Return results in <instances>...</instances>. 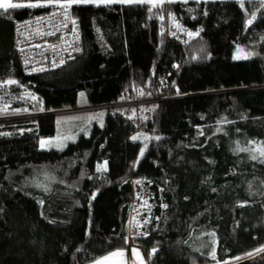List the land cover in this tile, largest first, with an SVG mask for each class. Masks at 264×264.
<instances>
[{"label": "trees", "instance_id": "16d2710c", "mask_svg": "<svg viewBox=\"0 0 264 264\" xmlns=\"http://www.w3.org/2000/svg\"><path fill=\"white\" fill-rule=\"evenodd\" d=\"M16 1L40 6L0 9V118L41 115L0 121V264H84L122 250L132 177L152 181L160 221L137 240L152 264H222L262 249L264 0L73 4L82 51L33 76L16 23L64 0ZM172 17L196 35H169ZM158 88L167 100L139 129L110 110L44 114ZM77 133L64 148L40 147ZM238 264H264V253Z\"/></svg>", "mask_w": 264, "mask_h": 264}, {"label": "built area", "instance_id": "2783aa9c", "mask_svg": "<svg viewBox=\"0 0 264 264\" xmlns=\"http://www.w3.org/2000/svg\"><path fill=\"white\" fill-rule=\"evenodd\" d=\"M171 19L174 20L171 22V29L167 33L181 40L190 39L191 36L185 32L183 23L177 20L176 17H172ZM73 21H75V23H73ZM65 25L67 26L65 27ZM82 47L83 39L80 22L73 17L70 7H67V15H65V8L60 7L59 4L45 12L29 16L16 23L15 48L20 53L23 72L26 76L45 73L65 66L68 61L82 51ZM167 83V80H162L161 86ZM165 100H167V97H165L163 89L158 88L153 96L145 95L135 99L129 97L114 103L66 107L50 110L44 114L58 116L72 113L110 110L112 113L119 116L131 118L139 129L141 123L148 120V111L157 103ZM30 116L35 117L38 115L19 116L16 118ZM2 120L5 119H0V121ZM137 181H139V183H137ZM131 187L134 200L131 203L128 221L130 232L127 246L131 251L133 248H140L143 250V246L137 242V239L147 237L151 233L152 225L155 221H160V217L158 215L159 213L155 211L157 205L153 200L154 192L152 181L146 178L132 177ZM146 202H148L150 206L145 205L147 204ZM144 205L148 218H145L144 215L140 213L142 212L140 207ZM143 218L146 219V221L143 220ZM131 257L135 264H152L146 253L140 257L141 259L135 258L132 254ZM231 262L227 263L230 264Z\"/></svg>", "mask_w": 264, "mask_h": 264}, {"label": "rangeland", "instance_id": "374dc122", "mask_svg": "<svg viewBox=\"0 0 264 264\" xmlns=\"http://www.w3.org/2000/svg\"><path fill=\"white\" fill-rule=\"evenodd\" d=\"M13 2L20 3V4H28V3H21V2L16 1V0H13ZM31 4H39V3H31ZM40 4H42V5H48V4H50V2H41ZM27 115H41V114L30 113V114H27ZM27 115H22V116H27ZM91 115L92 116H95L94 114H91ZM19 116H21V115H19ZM12 117H14V116H5V117H1L0 119H5V120L7 119V120H9ZM78 136L79 135L77 133V134H67V135H60V136H54V137L41 138V140H40V147L42 149H61V148H64L68 143L77 140ZM146 203L147 204H145V205L150 206L148 204V202H146ZM145 205L142 206V207H140V209L142 210V212H140V213H142L145 218H148L147 213L145 211V208H146ZM143 220L146 221V219H144V218H143ZM129 232H130V226L128 227V233H127V237H126V245L123 246V247H118V248H122V250L117 251L116 252V255H112L111 254V255H108L107 257H104V258L100 259L106 253H108L109 252L108 251V252L100 255L99 257L91 260V261H87L84 264H90V263H92L94 261H97L98 259H100V260H98L100 262V264H135L134 260L131 257V254L134 255L135 258L141 259L140 257L143 256V255H145V252L142 253V251H141L140 248H133L132 251L129 250V248L127 246ZM138 239H140V238H138ZM262 249H264V247ZM263 253H264V251H259V252L255 251V252H252L251 253V256L244 255L242 257L237 258L236 260H241L238 263H241V262H244V261H247V260H253V259L258 258ZM93 264H96V262L93 263ZM230 264H236V263H230Z\"/></svg>", "mask_w": 264, "mask_h": 264}, {"label": "snow or ice", "instance_id": "6c2138e0", "mask_svg": "<svg viewBox=\"0 0 264 264\" xmlns=\"http://www.w3.org/2000/svg\"><path fill=\"white\" fill-rule=\"evenodd\" d=\"M148 2V0H64V3L60 4V7L65 8V15H67V7H71L73 4H95L97 6H99L100 4H110V3H146ZM164 0H159V4H155L154 6H162ZM169 2H171V0H169ZM36 6H40L38 4H20V3H15L13 2V0H0V9H2L4 12H8L11 9H17V8H21V7H36ZM243 6V5H241ZM255 17H253L254 19ZM73 23H75V21H73ZM249 24L252 23V20L248 21ZM67 25H65L66 27ZM190 35H196L194 33H189ZM6 83L8 84H13L16 83V81H7ZM83 95V94H81ZM133 139H136V137H133ZM157 139H159V137H157ZM43 143V142H42ZM142 154V153H141ZM264 154V153H262ZM253 159H255V157H253ZM137 183H139V181H137ZM259 251H264V249H259L257 250ZM112 255H116V253H113ZM249 256H251V253L248 254ZM96 264H100L99 261L96 262Z\"/></svg>", "mask_w": 264, "mask_h": 264}, {"label": "water", "instance_id": "95a60500", "mask_svg": "<svg viewBox=\"0 0 264 264\" xmlns=\"http://www.w3.org/2000/svg\"><path fill=\"white\" fill-rule=\"evenodd\" d=\"M43 115V114H42ZM14 118H16V117H14ZM14 118H12V119H14ZM16 119H18V118H16ZM159 251V249H153L152 251H151V253L152 254H155V253H157ZM258 252V251H257ZM239 261H241V260H233V262H231V263H236V264H238V262ZM228 264V263H227Z\"/></svg>", "mask_w": 264, "mask_h": 264}, {"label": "clouds", "instance_id": "9594fccd", "mask_svg": "<svg viewBox=\"0 0 264 264\" xmlns=\"http://www.w3.org/2000/svg\"><path fill=\"white\" fill-rule=\"evenodd\" d=\"M237 259V258H236ZM235 260V259H234ZM232 262H233V260H231ZM231 261H229V262H231Z\"/></svg>", "mask_w": 264, "mask_h": 264}, {"label": "crops", "instance_id": "0c3cea01", "mask_svg": "<svg viewBox=\"0 0 264 264\" xmlns=\"http://www.w3.org/2000/svg\"><path fill=\"white\" fill-rule=\"evenodd\" d=\"M116 253V252H115Z\"/></svg>", "mask_w": 264, "mask_h": 264}]
</instances>
